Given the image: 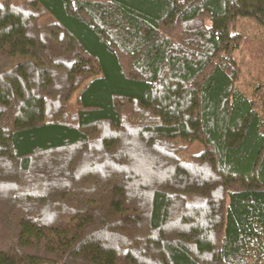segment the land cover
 I'll use <instances>...</instances> for the list:
<instances>
[{"label":"trees","instance_id":"16d2710c","mask_svg":"<svg viewBox=\"0 0 264 264\" xmlns=\"http://www.w3.org/2000/svg\"><path fill=\"white\" fill-rule=\"evenodd\" d=\"M241 17L264 0L0 3V264H264Z\"/></svg>","mask_w":264,"mask_h":264},{"label":"rangeland","instance_id":"374dc122","mask_svg":"<svg viewBox=\"0 0 264 264\" xmlns=\"http://www.w3.org/2000/svg\"><path fill=\"white\" fill-rule=\"evenodd\" d=\"M5 0H0V3ZM20 2L22 0H13ZM53 21L48 15L40 19L41 24ZM238 28L245 36L242 46L236 54L240 63L241 74L237 82L238 87L247 96H253L255 88L261 86V94L264 95V33L258 27L257 22L250 18H239ZM204 150L201 142L191 144L188 151L178 153L182 160H189L190 155Z\"/></svg>","mask_w":264,"mask_h":264}]
</instances>
